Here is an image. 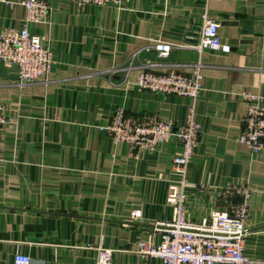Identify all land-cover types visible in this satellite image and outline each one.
Instances as JSON below:
<instances>
[{
	"label": "crops",
	"instance_id": "1",
	"mask_svg": "<svg viewBox=\"0 0 264 264\" xmlns=\"http://www.w3.org/2000/svg\"><path fill=\"white\" fill-rule=\"evenodd\" d=\"M23 1L0 2V29L25 25ZM47 1V23L29 29L47 39L52 73L22 85L0 62V105L12 121L0 132V264L19 253L33 264H95L99 246L113 250V264H163L138 248L154 226L174 220L166 196L182 145L171 140L132 156L100 128L117 109L184 125L189 98L133 84L143 70L191 76L195 68L203 76L201 136L187 172L188 219L223 208L228 186L247 187L244 253L264 260V155L238 141L247 113L241 94L264 100V0H124L122 8ZM205 15L230 52L204 49L197 63L183 62ZM158 43L173 47L170 58H159ZM135 211L141 219H132Z\"/></svg>",
	"mask_w": 264,
	"mask_h": 264
},
{
	"label": "built area",
	"instance_id": "2",
	"mask_svg": "<svg viewBox=\"0 0 264 264\" xmlns=\"http://www.w3.org/2000/svg\"><path fill=\"white\" fill-rule=\"evenodd\" d=\"M123 3L124 0H76L79 7L122 8ZM22 5L26 10L25 25L0 29V62L18 71L20 84L32 85L49 76L56 64L47 39L29 29L30 24L47 23L50 5L47 0H24ZM219 27L215 20L203 16L200 39L194 50L230 52V46L221 41ZM154 49L162 60L170 58L173 52V47L166 43H158ZM148 66L156 65L149 63ZM130 69L126 71L127 77ZM136 79L133 86L138 92L173 94L191 100L182 126H174L157 115H128L124 109H117L109 124L100 128L115 143L126 144L132 156L142 151L156 152L171 140L182 145L181 154L173 159L172 170L176 179L170 181L166 196L174 220L154 226L145 234L139 242L138 253L157 258L163 264H264V260L250 258L244 253L251 197L247 187L230 185L222 190V198H226L224 207L215 209L198 223L191 222L187 216V172L201 136L196 113V103L203 91L200 69L195 68L191 76L174 72L157 74L147 69ZM241 98L247 104V113L242 120L238 141L253 155H264V100L248 92H243ZM11 122L5 107L0 105V132ZM132 219H141V212H133ZM156 232L162 233L159 243L155 242ZM97 251L95 264H113L112 249L99 246ZM13 264H33V261L19 253L14 256Z\"/></svg>",
	"mask_w": 264,
	"mask_h": 264
},
{
	"label": "water",
	"instance_id": "3",
	"mask_svg": "<svg viewBox=\"0 0 264 264\" xmlns=\"http://www.w3.org/2000/svg\"><path fill=\"white\" fill-rule=\"evenodd\" d=\"M196 44V42H195ZM194 44V45H195ZM199 52L196 50H183L180 53L179 59L183 62H189L192 61L193 63H197L199 61Z\"/></svg>",
	"mask_w": 264,
	"mask_h": 264
}]
</instances>
